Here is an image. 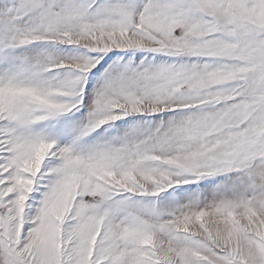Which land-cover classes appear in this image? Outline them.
Returning <instances> with one entry per match:
<instances>
[{"label": "snow or ice", "instance_id": "1", "mask_svg": "<svg viewBox=\"0 0 264 264\" xmlns=\"http://www.w3.org/2000/svg\"><path fill=\"white\" fill-rule=\"evenodd\" d=\"M0 264H264V0H0Z\"/></svg>", "mask_w": 264, "mask_h": 264}]
</instances>
